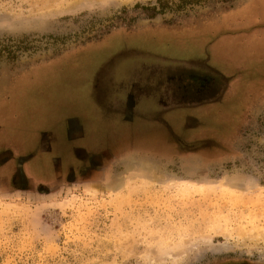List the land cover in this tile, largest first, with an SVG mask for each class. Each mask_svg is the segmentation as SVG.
<instances>
[{"label": "rangeland", "instance_id": "obj_1", "mask_svg": "<svg viewBox=\"0 0 264 264\" xmlns=\"http://www.w3.org/2000/svg\"><path fill=\"white\" fill-rule=\"evenodd\" d=\"M244 1L0 0V95L20 71L118 26L201 23ZM117 45L33 66L19 89L41 88L62 119L71 94L88 100L91 72ZM252 92L229 139L163 159L109 154L77 179L0 192V264H264V90Z\"/></svg>", "mask_w": 264, "mask_h": 264}, {"label": "crops", "instance_id": "obj_2", "mask_svg": "<svg viewBox=\"0 0 264 264\" xmlns=\"http://www.w3.org/2000/svg\"><path fill=\"white\" fill-rule=\"evenodd\" d=\"M115 36L118 49L91 72L88 100L71 94L70 115L62 119L41 88L19 89L16 79L24 71L6 87L0 97V192L77 179L109 154L163 159L188 143L229 139L252 102V89L264 90V0H246L201 23L118 26L34 66L97 42L106 46ZM19 91L25 95L17 103ZM36 92L40 99L30 97Z\"/></svg>", "mask_w": 264, "mask_h": 264}, {"label": "flooded vegetation", "instance_id": "obj_3", "mask_svg": "<svg viewBox=\"0 0 264 264\" xmlns=\"http://www.w3.org/2000/svg\"><path fill=\"white\" fill-rule=\"evenodd\" d=\"M97 39H98V38H97ZM33 66H34V65H33ZM33 66H31V67H33ZM31 67H29V68H31ZM29 68H27V69H29ZM27 69H25V70H27ZM25 70L20 71V73L23 72V71H25ZM18 74H19V73H18ZM18 74H17V75H18ZM17 75H15L14 78H15ZM14 78H13V79H14ZM5 89H6V88H5ZM2 94H3V93H2ZM0 96H1V95H0Z\"/></svg>", "mask_w": 264, "mask_h": 264}, {"label": "bare ground", "instance_id": "obj_4", "mask_svg": "<svg viewBox=\"0 0 264 264\" xmlns=\"http://www.w3.org/2000/svg\"><path fill=\"white\" fill-rule=\"evenodd\" d=\"M168 256V255H167ZM166 257V256H165ZM154 259V258H153ZM152 261H155V260H152Z\"/></svg>", "mask_w": 264, "mask_h": 264}]
</instances>
